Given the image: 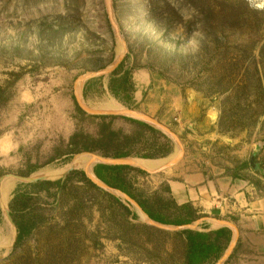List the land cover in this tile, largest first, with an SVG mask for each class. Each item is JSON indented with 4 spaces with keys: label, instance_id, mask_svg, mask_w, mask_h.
<instances>
[{
    "label": "rangeland",
    "instance_id": "1",
    "mask_svg": "<svg viewBox=\"0 0 264 264\" xmlns=\"http://www.w3.org/2000/svg\"><path fill=\"white\" fill-rule=\"evenodd\" d=\"M110 9L117 34L105 0H0V179L65 168L43 180L62 188L3 181L13 186L5 211L20 186L34 229L15 244L12 227L7 245L0 207V264H182L179 233L215 228L229 229L231 240L213 264H264V0H110ZM125 72L127 103L109 88ZM114 150L132 154L113 159ZM140 156L170 166L149 172ZM80 157L132 162L122 177L138 200L167 220L189 204L196 220L145 222L82 166L68 168ZM171 182L188 184L205 211L180 203ZM222 185L240 198H219L214 209L200 188Z\"/></svg>",
    "mask_w": 264,
    "mask_h": 264
},
{
    "label": "trees",
    "instance_id": "2",
    "mask_svg": "<svg viewBox=\"0 0 264 264\" xmlns=\"http://www.w3.org/2000/svg\"><path fill=\"white\" fill-rule=\"evenodd\" d=\"M122 67V63L117 67L114 74H117V70ZM110 91L112 94L117 97L118 94L123 93L122 102L127 103L130 102L131 96L129 94L132 91L133 86L129 80L128 73L125 72L122 78L118 80L112 79L110 80L109 85ZM132 122H135L131 120ZM137 123V122H136ZM138 125L143 126L150 133L158 134L156 130L150 128L144 124L138 123ZM109 135L115 136L114 132H110ZM75 136V135H74ZM70 140L73 139V137ZM84 152H91L89 148L84 147L82 149ZM115 151V150H114ZM170 153V146H167V150H165L164 154L159 155L160 158L166 157ZM131 151L122 152L121 150H116L112 155L113 159H124L131 156ZM141 159L151 160L153 156H140ZM156 158V157H155ZM247 165H243L242 168H245ZM132 168L129 166H110L97 164L93 167L92 171L94 176L98 181H100L105 186L110 189L116 190L122 195L127 196L130 200L134 201L144 215L152 222L165 225V226H174V227H182L188 226L192 222L196 220V211L189 204H184L181 206L175 205L177 208L176 218L167 220L163 214L155 213L150 208L145 205V202L138 200L127 188L122 177L124 170H131ZM36 171V168L31 167L29 173H33ZM141 173H144L140 171ZM1 175V174H0ZM83 180L89 183L91 186H94L89 180H87L84 174H81ZM69 178V177H67ZM234 178L237 179L236 176ZM63 182L60 180L55 182L49 181H38L30 187L36 188L38 190H45L46 187H55L62 188ZM20 186L14 191V196L9 204L10 209V217L12 218V222L16 229V239L15 244H20L32 233L34 229V222L31 218L25 216L24 209L26 208L27 200H30L29 195L25 193H21L19 191ZM168 191L169 188L167 187ZM119 206L129 213L128 209L125 208L122 204L117 202ZM133 217V216H132ZM180 238L183 240L184 245V258L182 264H213L218 261L226 250L227 246L231 240V231L227 228H220L218 230H211L208 232H198L191 230H184L179 233ZM14 239V237H13ZM12 239V241H13Z\"/></svg>",
    "mask_w": 264,
    "mask_h": 264
},
{
    "label": "bare ground",
    "instance_id": "3",
    "mask_svg": "<svg viewBox=\"0 0 264 264\" xmlns=\"http://www.w3.org/2000/svg\"><path fill=\"white\" fill-rule=\"evenodd\" d=\"M105 108H106V110H108L110 112H113V113H117V114L123 113L122 108L119 107V106H117V105H115L114 103H107L105 105ZM172 156L175 157V155H172ZM98 159L99 158H97V157H92L91 159L88 158V157H80V158H77L76 160H74L72 162V164L70 166H68V168L75 167V166H82V168L84 169V171L87 172L88 177L91 178L95 183L101 185L99 182L96 181V179H95V177H94V175L92 173V169H91L92 163L97 162ZM137 164L141 168H143V169H145V170H147L149 172L150 171H153L154 172V171H156V170H158V169H160V168L163 167V165H162L163 164V161H145V160H140V161L137 162ZM64 170H65V168L62 169V170H57V171H54V170H44V171H41L40 172V175H42L44 178H47V179H56V178H58L64 172ZM12 188H13L12 184L9 183V182H6V181L3 182L2 185H1V188H0V197L2 196V198H4V204H2L3 206H0V207H2V211L3 212L5 211V208H6L5 203H6V201H8L7 200L8 199V195L11 192ZM118 194L121 195V197L126 198L121 193L118 192ZM136 210H137L138 215L143 220H145V222L146 221L148 222V219L146 218V216L144 214H142L138 209H136ZM5 226H6V229H7V230H4V231H6V233H5L6 234L5 239H6L7 245H9L10 242H11L10 238L12 237V234H13L12 226L10 225V223L8 222V220L5 221ZM14 237H15V235H14Z\"/></svg>",
    "mask_w": 264,
    "mask_h": 264
},
{
    "label": "crops",
    "instance_id": "4",
    "mask_svg": "<svg viewBox=\"0 0 264 264\" xmlns=\"http://www.w3.org/2000/svg\"><path fill=\"white\" fill-rule=\"evenodd\" d=\"M93 169V168H92ZM93 173V171H92ZM94 175V174H93ZM95 177V176H94ZM236 187L238 188L239 185H236ZM168 188L170 189V191L176 195V199L180 200L181 202L180 203H185L186 199L187 201H190V202H198L199 203V207L201 209H203L205 211V207L204 205L206 204L202 199H198V195L195 194V195H192L187 189L189 188L188 187V184H180V183H168ZM200 194L199 195H207L211 197L212 199V202H211V207L214 209H218V205L222 206L221 202H219V198H222V201H226V199L229 197L233 198V199H239L240 198V189L236 190L233 188V190L230 192L229 191V188H227L226 186L222 185V186H215L213 187V190L211 191L210 188L208 187H201L200 188ZM215 203V204H214ZM224 203V202H223ZM245 205H249L247 204L246 202H244ZM214 204V206H213ZM243 204L242 203H239V207H241ZM248 207L246 206V208H239L238 210H245L247 209ZM221 210H225V208H221ZM220 210V211H221ZM206 214V212H205ZM219 228H215L213 230H218ZM200 232V231H198Z\"/></svg>",
    "mask_w": 264,
    "mask_h": 264
},
{
    "label": "water",
    "instance_id": "5",
    "mask_svg": "<svg viewBox=\"0 0 264 264\" xmlns=\"http://www.w3.org/2000/svg\"><path fill=\"white\" fill-rule=\"evenodd\" d=\"M105 7H106V11H107V15H108V19H109V21H110V24H111V26L113 27L115 33L117 34V28H116V26L114 25V22H113V19H112V13H111V9H110V0H105ZM119 64H120V60H118V61L114 64V66H113L112 69L117 68V66H118ZM97 75H98V74H97ZM78 104H80V103L78 102ZM150 122H151L152 124H154V126L160 128V129H162L164 132H166L167 134L170 135V132H169L167 129L163 128L162 126H160V125L157 124L156 122H153V121H150ZM97 162H98V164L110 165V166H130V165H132V162H130V161H128V160H125V161H122V162H121V160L111 161V160H106V159H98ZM252 162H253V158L251 159V162H250V165H251V166H253V165H252ZM169 166H170V165H166V166L160 168L159 171H161V170H163V169H166V168H168ZM8 178H12V179H14V180H17V181H20V182H25V183H36L37 181L47 180V179L44 178V177H40V178H19V177H13V176H5V177H2V178L0 179V185L2 184V182H3L5 179H8ZM95 179H96V177H95ZM96 181L99 182V183L101 184L100 186H102L103 188H105V189H107V190H111L109 187L105 186L104 184H102V183H101L100 181H98L97 179H96ZM98 185H99V184H98ZM112 190H113V189H112ZM116 192H118V191H116ZM119 193H120V192H119ZM121 194H122V193H121ZM124 196H125V195H124ZM125 197H126L125 199L128 200L129 202H131V204L134 205V207H135L136 209H138L142 214H144V213L141 211V209L138 207V205H137L134 201L130 200L127 196H125ZM2 204H4V198H2V196H1V197H0V205L3 206ZM5 205H6V203H5ZM5 215H6V218H7L8 222L11 224V226H12L13 228H15V226H14L12 220H11V217H10V215H9V213H8L7 211H5ZM146 218H147V217H146ZM147 219H148V218H147ZM148 222H149L151 225L157 226V223H154V222L150 221L149 219H148ZM14 231L16 232V229H14ZM15 238H16V236H15Z\"/></svg>",
    "mask_w": 264,
    "mask_h": 264
}]
</instances>
